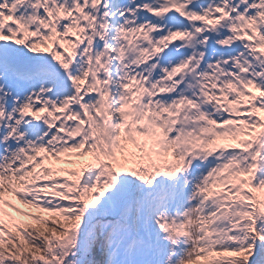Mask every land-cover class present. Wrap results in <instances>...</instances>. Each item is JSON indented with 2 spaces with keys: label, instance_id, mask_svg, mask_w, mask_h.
<instances>
[{
  "label": "snow or ice",
  "instance_id": "snow-or-ice-1",
  "mask_svg": "<svg viewBox=\"0 0 264 264\" xmlns=\"http://www.w3.org/2000/svg\"><path fill=\"white\" fill-rule=\"evenodd\" d=\"M0 264H264V0H0Z\"/></svg>",
  "mask_w": 264,
  "mask_h": 264
}]
</instances>
